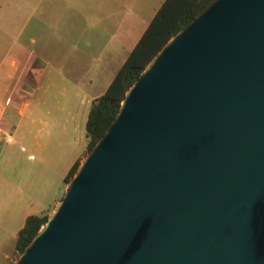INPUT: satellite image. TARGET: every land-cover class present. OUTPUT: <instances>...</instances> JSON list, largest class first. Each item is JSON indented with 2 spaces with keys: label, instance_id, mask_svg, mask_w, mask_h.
I'll return each mask as SVG.
<instances>
[{
  "label": "water",
  "instance_id": "obj_1",
  "mask_svg": "<svg viewBox=\"0 0 264 264\" xmlns=\"http://www.w3.org/2000/svg\"><path fill=\"white\" fill-rule=\"evenodd\" d=\"M13 264H264V0L163 46Z\"/></svg>",
  "mask_w": 264,
  "mask_h": 264
},
{
  "label": "crops",
  "instance_id": "obj_2",
  "mask_svg": "<svg viewBox=\"0 0 264 264\" xmlns=\"http://www.w3.org/2000/svg\"><path fill=\"white\" fill-rule=\"evenodd\" d=\"M163 1L0 0V264L26 219L63 198L93 102Z\"/></svg>",
  "mask_w": 264,
  "mask_h": 264
},
{
  "label": "trees",
  "instance_id": "obj_3",
  "mask_svg": "<svg viewBox=\"0 0 264 264\" xmlns=\"http://www.w3.org/2000/svg\"><path fill=\"white\" fill-rule=\"evenodd\" d=\"M213 0H164L161 7L147 26L143 36L115 75L106 92L91 106L86 122L88 154L103 137L115 117L129 88L158 52L183 27L199 15ZM76 162L65 177L69 183L80 167ZM48 215H33L26 219L18 233L14 257H18L47 223ZM15 260V259H14ZM10 264H13L11 262Z\"/></svg>",
  "mask_w": 264,
  "mask_h": 264
},
{
  "label": "built area",
  "instance_id": "obj_4",
  "mask_svg": "<svg viewBox=\"0 0 264 264\" xmlns=\"http://www.w3.org/2000/svg\"><path fill=\"white\" fill-rule=\"evenodd\" d=\"M10 102H11V99L10 98H7L5 100V102H4L5 106H8L10 104ZM11 141H12L11 137H7L6 138V142L11 143Z\"/></svg>",
  "mask_w": 264,
  "mask_h": 264
},
{
  "label": "rangeland",
  "instance_id": "obj_5",
  "mask_svg": "<svg viewBox=\"0 0 264 264\" xmlns=\"http://www.w3.org/2000/svg\"><path fill=\"white\" fill-rule=\"evenodd\" d=\"M51 214H52V213H51ZM48 216H49V215H48ZM50 216H51V215H50ZM50 216H49V217H50ZM14 259H15V260H14ZM14 259H13V261H12L13 263L17 260L16 257H14Z\"/></svg>",
  "mask_w": 264,
  "mask_h": 264
}]
</instances>
